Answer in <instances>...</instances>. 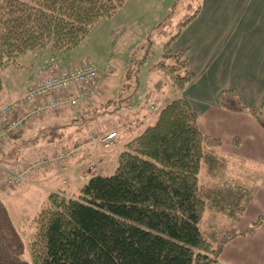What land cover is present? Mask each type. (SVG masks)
<instances>
[{"label": "trees", "instance_id": "16d2710c", "mask_svg": "<svg viewBox=\"0 0 264 264\" xmlns=\"http://www.w3.org/2000/svg\"><path fill=\"white\" fill-rule=\"evenodd\" d=\"M127 1L0 0V93L4 70L19 67L20 56L46 49L54 55L69 53L81 45L99 20L113 17ZM201 8L199 0L193 15L185 17L183 28ZM176 37L165 45L167 51L155 69L182 90L194 74L186 51L171 49ZM87 103V107L85 103L79 108L49 112L36 118L35 126L8 133L0 148V164L17 168L22 156L32 150L28 139L35 135V129H53L46 135L55 139L58 128L49 125L58 122L63 113L70 119H80L82 111L93 110V98ZM232 106L227 105L229 109ZM249 113L264 129L262 112ZM43 135L41 132L37 141ZM219 147V139L199 129L198 114L191 105L183 98L174 99L153 124L125 144L112 175L90 176L74 196L50 195V202L33 219L31 263L21 259L23 240L0 199V264H213L228 242L254 235L263 224L260 218L242 230L202 227L207 208L216 198L224 199L221 190L200 184L203 168L223 167V159L209 153ZM204 229L219 234L212 233L209 238Z\"/></svg>", "mask_w": 264, "mask_h": 264}, {"label": "crops", "instance_id": "0c3cea01", "mask_svg": "<svg viewBox=\"0 0 264 264\" xmlns=\"http://www.w3.org/2000/svg\"><path fill=\"white\" fill-rule=\"evenodd\" d=\"M171 49L186 51L194 79L182 90L169 84L168 96L149 100L148 111L140 114L135 126H131V130L137 132L131 139L148 124H153L168 103L176 98L185 99L198 114L201 132L220 140L221 147L209 153L223 159L222 169L226 178L230 177V180L224 178L217 183L218 171L208 167L201 171H206L201 186L221 190L223 204H229L225 207L230 209L225 212L223 205L212 203L206 210L210 212L209 219L203 218L202 227L242 230L263 219L254 235L236 237L228 242L213 264H264V129L249 113L256 110L264 114V0H202L199 15L184 28ZM52 59L55 60V55L50 49L20 56L17 60L29 69L20 84L16 82L17 76H12L15 83L9 80V98L2 104L21 97L27 85L37 78L38 70ZM87 61L91 62H84ZM12 68L17 67L5 69L3 75ZM102 93L101 89L94 93V103ZM232 103L233 109H229L227 105ZM241 107L246 110H240ZM111 132H117L116 145L119 136L116 129L109 128L104 135ZM84 146L72 149L66 164L31 174H39V178L52 188L51 194L76 195L94 175L87 172V167L90 166V170L98 164L102 175V165L106 161L100 157L98 147ZM63 152L65 150L48 156ZM60 183L64 185L62 189L52 187ZM236 194L239 205L231 202ZM240 209L243 211L239 212ZM221 215L230 219L224 223Z\"/></svg>", "mask_w": 264, "mask_h": 264}, {"label": "rangeland", "instance_id": "374dc122", "mask_svg": "<svg viewBox=\"0 0 264 264\" xmlns=\"http://www.w3.org/2000/svg\"><path fill=\"white\" fill-rule=\"evenodd\" d=\"M198 3L199 0H128L113 17L99 20L76 49L55 55V61L64 67H72L79 62L90 60L100 73L97 90L101 89L104 93L91 105L92 111L87 113L82 111L80 119H70V116L63 113L58 122H52L49 126L58 128L55 130L58 132L55 139L50 138L51 136L47 138L49 133H53V129L44 126L35 129V135H30L28 139L32 149L30 154L22 156L17 168L8 165L9 168L16 169V172L25 171L32 160L48 157L47 155L61 150L71 152L72 149L87 145L98 147L100 157L105 158L102 175H112L116 171L118 154L125 149V144L131 140V136L137 133L131 130V126H135L139 115L145 113L149 107V100L157 96L163 98L168 96L171 83L161 71L155 69V65L163 59L167 51L165 45L173 37L177 36V39L181 35L185 17L193 15ZM176 39L171 41V45ZM17 62L19 67L8 69L3 75L4 88L0 93L2 102L9 98L10 90L9 86L7 87L9 80L15 83L12 76L16 75L18 78L16 82L20 84L29 69V66L23 64L21 60ZM87 105L88 103L86 107ZM262 119L264 120V114ZM36 122L37 120L30 123L33 124L31 126H35ZM109 128L116 129L119 136L116 145L105 150L99 144L100 135L101 133L104 135L103 132ZM41 132L44 135L37 141L36 138ZM89 167H87L88 173L98 174L100 171L96 163L94 168L89 170ZM38 171L40 172L35 169L33 172L38 173ZM215 171L219 173L216 178L217 183L224 178L230 180V177L226 178L222 166H217ZM33 176L29 173L26 175V182L21 185L5 187L0 172V199L7 207L14 227L21 235L25 246L21 259L28 263L32 262L29 244L34 231L33 219L42 206L50 202L49 190L52 189L46 184L47 182L44 183L42 178H39V174ZM204 178L206 171L200 174L201 184ZM52 187L62 189L64 185L60 183ZM236 196L237 194L231 202L239 205L240 200L236 201ZM221 200L216 198L212 203L223 205L222 209L225 212L230 210L225 207H229V204H223ZM209 214L210 212L206 211L204 219L208 220ZM220 217L223 218L224 223L230 219L229 216ZM222 227H217V230L221 231ZM204 233L209 238L212 233L219 234L214 229H204Z\"/></svg>", "mask_w": 264, "mask_h": 264}, {"label": "built area", "instance_id": "2783aa9c", "mask_svg": "<svg viewBox=\"0 0 264 264\" xmlns=\"http://www.w3.org/2000/svg\"><path fill=\"white\" fill-rule=\"evenodd\" d=\"M100 84V73L92 62H82L64 67L52 60L38 70L37 78L30 83L25 93L0 106V148L10 132L21 133L36 118L64 107L79 108L93 98ZM116 132L100 139L104 149L114 145ZM69 153L49 158H40L25 171L16 173L0 164L3 185L16 187L26 182V175L35 169H46L68 162Z\"/></svg>", "mask_w": 264, "mask_h": 264}]
</instances>
